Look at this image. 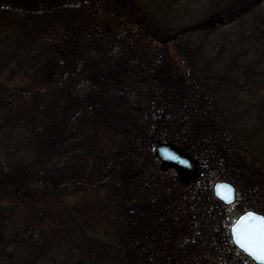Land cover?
I'll return each instance as SVG.
<instances>
[{
    "label": "trees",
    "instance_id": "trees-1",
    "mask_svg": "<svg viewBox=\"0 0 264 264\" xmlns=\"http://www.w3.org/2000/svg\"><path fill=\"white\" fill-rule=\"evenodd\" d=\"M210 1L227 28L255 2ZM145 15L141 0L0 3V264H229L211 184L264 193V133L223 106L222 44L162 37ZM236 47L227 63L262 61ZM158 144L196 180L160 170ZM250 201L232 207L264 215Z\"/></svg>",
    "mask_w": 264,
    "mask_h": 264
},
{
    "label": "rangeland",
    "instance_id": "rangeland-1",
    "mask_svg": "<svg viewBox=\"0 0 264 264\" xmlns=\"http://www.w3.org/2000/svg\"><path fill=\"white\" fill-rule=\"evenodd\" d=\"M209 1L141 0L146 14L143 18L148 17L150 22L158 27L162 37L168 36L173 31L187 29L186 34L191 35L190 39L193 45L197 43L207 47L210 41L218 42V47L222 44L223 47L219 54L225 70L224 76L221 77L222 81L225 82V84L223 82L221 85L223 106L237 121L250 126H252V123L254 124L252 127L256 134L254 141L258 142V139L260 140L261 138L259 134L262 135L264 133V0H254L252 12L228 28L220 27V24H212L211 26L203 24L204 21L210 19L213 14L218 12L216 11L218 8L224 5L223 3L213 4L212 1ZM1 2L2 0H0ZM197 26H205V31L196 32V30L192 29ZM225 36L227 40H225ZM236 44L240 47L241 53L250 52L251 54V52L255 51L256 60L261 58L262 61L254 63L249 70L242 67V64L238 61V55L237 62L227 63L232 61L231 56L233 50L237 48ZM220 70L222 71L221 67ZM4 78L2 80L8 82ZM256 102L262 104L261 107H256ZM250 118L253 120L252 122ZM154 151L155 149H153V156L158 163ZM168 175L176 179L174 172L168 171ZM216 181L221 180H213L212 184ZM252 189L247 185H243L240 188L236 186L237 200H246L250 204H252L250 200L257 204L264 203V193L256 192V195L253 196L251 194ZM210 194L212 195L211 191ZM212 198L214 199L213 196ZM81 199V196L63 199L61 205L71 208ZM90 200L92 202L95 201L92 194H83V201H85L83 204ZM223 207L226 208L225 212L227 213V224L225 223L227 225L225 234L227 245L221 248V255H225V252L228 254L226 258L229 260V264H235L236 261L237 264H253L232 245L229 236L231 225L237 220L242 211L234 206Z\"/></svg>",
    "mask_w": 264,
    "mask_h": 264
},
{
    "label": "water",
    "instance_id": "water-1",
    "mask_svg": "<svg viewBox=\"0 0 264 264\" xmlns=\"http://www.w3.org/2000/svg\"><path fill=\"white\" fill-rule=\"evenodd\" d=\"M222 20L219 18H210L203 22L206 26H211L212 24H221ZM198 28V26L196 27ZM186 30L181 31L180 33H183ZM170 37V39L174 38ZM155 156L159 164V168L162 171H171L174 172L176 175V180L178 184L180 185H187L189 183H192L196 180L198 176L197 167L196 165L179 149L176 147L170 145V144H158L155 147ZM223 186V187H222ZM228 186L233 190L232 192H229ZM212 196L216 201H218L223 206H232L236 202V191L234 186H232L229 183L217 181L213 183L211 188ZM252 212L255 213L261 217H264L261 214H258L253 211H246L242 213L238 219L232 224V226L229 229V236L232 245L249 261H251L253 264H260L259 261L253 259L252 256H250L248 253L244 252L239 245L236 243L232 228L235 225V223L240 220L241 217H243L246 213ZM251 223L255 224V221H251Z\"/></svg>",
    "mask_w": 264,
    "mask_h": 264
},
{
    "label": "snow or ice",
    "instance_id": "snow-or-ice-1",
    "mask_svg": "<svg viewBox=\"0 0 264 264\" xmlns=\"http://www.w3.org/2000/svg\"><path fill=\"white\" fill-rule=\"evenodd\" d=\"M228 190L233 191L230 186ZM232 232L239 247L260 264H264V217L248 212L235 223Z\"/></svg>",
    "mask_w": 264,
    "mask_h": 264
}]
</instances>
